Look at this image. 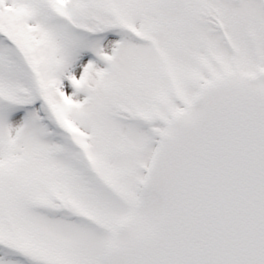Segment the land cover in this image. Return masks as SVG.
Here are the masks:
<instances>
[{"label": "snow or ice", "instance_id": "snow-or-ice-1", "mask_svg": "<svg viewBox=\"0 0 264 264\" xmlns=\"http://www.w3.org/2000/svg\"><path fill=\"white\" fill-rule=\"evenodd\" d=\"M0 264H264V0H0Z\"/></svg>", "mask_w": 264, "mask_h": 264}]
</instances>
